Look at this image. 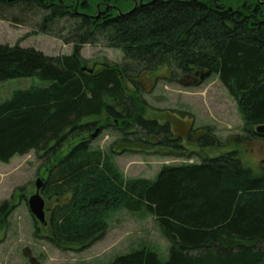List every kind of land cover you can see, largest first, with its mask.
Wrapping results in <instances>:
<instances>
[{
	"label": "trees",
	"instance_id": "1",
	"mask_svg": "<svg viewBox=\"0 0 264 264\" xmlns=\"http://www.w3.org/2000/svg\"><path fill=\"white\" fill-rule=\"evenodd\" d=\"M133 2L0 0V20L17 26L36 20L34 35L73 46L71 55L52 57L0 45V82L45 83L0 103V163L36 154L42 193L57 202L49 239L58 248L91 247L109 230L111 213L124 209L155 219L170 242L169 257L142 246L106 264H263L264 162L256 174L238 151H229L165 165L154 180L129 179L112 150L92 143L96 132L112 130L119 136L115 146L157 143L171 150L166 155L182 157L183 137L169 122L147 117L142 79L164 68L173 83L194 67L216 76L235 99L245 127L231 139L264 142L256 131L264 126V4L143 0L148 3L132 11ZM100 44L121 50L123 61L82 56L85 45ZM213 131L192 129L188 137L202 148L223 146ZM15 198L0 205V218L18 206Z\"/></svg>",
	"mask_w": 264,
	"mask_h": 264
},
{
	"label": "rangeland",
	"instance_id": "2",
	"mask_svg": "<svg viewBox=\"0 0 264 264\" xmlns=\"http://www.w3.org/2000/svg\"><path fill=\"white\" fill-rule=\"evenodd\" d=\"M35 22L32 20L28 26H17L0 20V45L33 48L52 57L72 54L71 44L45 35H34L32 25ZM81 54L87 60L105 58L112 63H121L124 59L121 50L103 44L85 45ZM167 78H170V72L161 68L142 79L147 93L145 98L150 105L147 117L160 123L169 122L175 135L183 137L182 143L188 150L183 149L182 157L166 155L171 150H163L165 148L156 146L157 143L115 146L119 136L112 130L99 132L93 139V146L104 152L112 150L113 162L129 179L154 180L165 165L197 163L202 157L214 158L229 151H238L245 166L259 174L264 162V142L258 140L245 145L231 139L242 134L245 124L235 99L219 79L211 75L200 85H194L184 78L173 83ZM43 85L45 83L38 78L0 82V103L11 98L16 90ZM206 127L214 129L223 146L202 148L188 137L192 129ZM227 139L231 141L226 142ZM122 147L130 150L123 151ZM40 165L33 152L16 156L9 164L0 163V205L4 201L12 202L15 196H24L15 198L18 206L7 218H0V264H106L142 246L157 252L162 260L168 259L170 242L146 211L131 213L119 209L112 212L109 230L89 248L56 247L49 239V220L51 210L57 205L56 200L41 193L46 203V227L36 221L28 205V199L36 193L37 179H42Z\"/></svg>",
	"mask_w": 264,
	"mask_h": 264
},
{
	"label": "water",
	"instance_id": "3",
	"mask_svg": "<svg viewBox=\"0 0 264 264\" xmlns=\"http://www.w3.org/2000/svg\"><path fill=\"white\" fill-rule=\"evenodd\" d=\"M133 1L135 4V7L133 8L132 11H134L138 6L137 0H133ZM139 3L141 5H143L142 0H139ZM114 8L117 9L119 14H122L121 10H119L116 7H114ZM229 10L232 11V8H229ZM84 69H86V68H84ZM209 76H210V73H207V74L202 75L201 78L205 79ZM256 131L260 134H264V126L258 127L256 129ZM97 134H98V132H96L93 135V137H95ZM43 186H44V181L41 178H38L36 181V193L28 199V205H29V209H30L32 215L34 216V218L36 219V221L41 223V225L43 227H46L48 225V221L46 220V203H45V200L41 194ZM263 264H264V260H263Z\"/></svg>",
	"mask_w": 264,
	"mask_h": 264
},
{
	"label": "flooded vegetation",
	"instance_id": "4",
	"mask_svg": "<svg viewBox=\"0 0 264 264\" xmlns=\"http://www.w3.org/2000/svg\"><path fill=\"white\" fill-rule=\"evenodd\" d=\"M260 4H264V2L263 1H261V0H257ZM137 2H138V6L137 7H140L141 6V4L139 3V0H137ZM134 3V2H133ZM142 3L143 4H147L148 2H143V0H142ZM134 7H135V4L133 5ZM133 7V8H134ZM192 70L194 71V73L192 74V75H187V76H185L184 77V80H186L187 82H189V83H191V84H194V85H200L201 83H203L205 80H206V78L205 79H202L201 77H202V75H204V71H203V69H198V68H192ZM31 262L33 263V262H35L34 261V259L32 258L31 259Z\"/></svg>",
	"mask_w": 264,
	"mask_h": 264
}]
</instances>
